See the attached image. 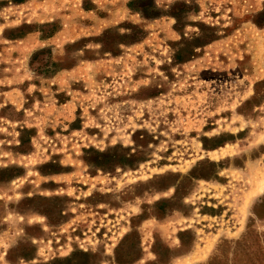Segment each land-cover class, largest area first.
<instances>
[{"label":"rangeland","instance_id":"374dc122","mask_svg":"<svg viewBox=\"0 0 264 264\" xmlns=\"http://www.w3.org/2000/svg\"><path fill=\"white\" fill-rule=\"evenodd\" d=\"M264 0H0V264H264Z\"/></svg>","mask_w":264,"mask_h":264},{"label":"bare ground","instance_id":"6f19581e","mask_svg":"<svg viewBox=\"0 0 264 264\" xmlns=\"http://www.w3.org/2000/svg\"><path fill=\"white\" fill-rule=\"evenodd\" d=\"M263 188H264V179H263V181L260 182V184L258 185L256 190L261 191V190H263Z\"/></svg>","mask_w":264,"mask_h":264}]
</instances>
